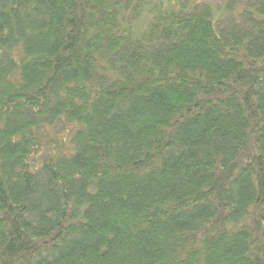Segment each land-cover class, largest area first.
Masks as SVG:
<instances>
[{"label":"trees","instance_id":"trees-1","mask_svg":"<svg viewBox=\"0 0 264 264\" xmlns=\"http://www.w3.org/2000/svg\"><path fill=\"white\" fill-rule=\"evenodd\" d=\"M227 7L0 0V264H264V0Z\"/></svg>","mask_w":264,"mask_h":264},{"label":"rangeland","instance_id":"rangeland-1","mask_svg":"<svg viewBox=\"0 0 264 264\" xmlns=\"http://www.w3.org/2000/svg\"><path fill=\"white\" fill-rule=\"evenodd\" d=\"M205 1L211 4L214 7V12L217 17L222 16L225 17L227 15L232 14L233 8H228L227 3L231 0H199ZM238 7H236L237 9Z\"/></svg>","mask_w":264,"mask_h":264}]
</instances>
